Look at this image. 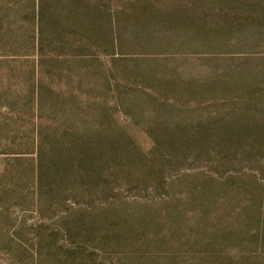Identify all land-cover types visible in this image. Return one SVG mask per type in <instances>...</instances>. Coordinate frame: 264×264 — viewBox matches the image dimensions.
Instances as JSON below:
<instances>
[{"label": "rangeland", "instance_id": "obj_1", "mask_svg": "<svg viewBox=\"0 0 264 264\" xmlns=\"http://www.w3.org/2000/svg\"><path fill=\"white\" fill-rule=\"evenodd\" d=\"M0 264H264V0H0Z\"/></svg>", "mask_w": 264, "mask_h": 264}]
</instances>
